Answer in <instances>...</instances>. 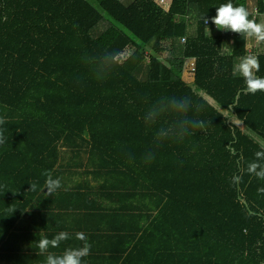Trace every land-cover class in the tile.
Returning a JSON list of instances; mask_svg holds the SVG:
<instances>
[{
    "label": "trees",
    "instance_id": "obj_1",
    "mask_svg": "<svg viewBox=\"0 0 264 264\" xmlns=\"http://www.w3.org/2000/svg\"><path fill=\"white\" fill-rule=\"evenodd\" d=\"M227 2L0 0V264H43L40 233L61 231L71 238L50 251L84 232L86 264H264V180L246 171L264 150V91L233 75L248 36L212 22ZM232 3L264 22V0ZM105 52L118 66L97 79L86 59ZM173 96L201 106L188 116L207 130L157 143L178 117L148 128L143 116ZM44 170L61 180L55 194Z\"/></svg>",
    "mask_w": 264,
    "mask_h": 264
},
{
    "label": "clouds",
    "instance_id": "obj_2",
    "mask_svg": "<svg viewBox=\"0 0 264 264\" xmlns=\"http://www.w3.org/2000/svg\"><path fill=\"white\" fill-rule=\"evenodd\" d=\"M216 12L217 14L211 17V20L218 29L230 30L240 35L254 36L258 45L264 42V22L258 23L255 19H250V13L243 5L234 6L232 0H228L226 4L218 6ZM202 19L207 26L208 18L203 16ZM86 62L92 65L97 79L106 78L118 66L116 55L109 52L95 57H88ZM259 70L258 55L249 53L235 65L233 75L238 73L242 76L246 85L244 91L255 94L257 91H264V76L257 75ZM192 109H195L197 113L201 111V106L194 104L191 97H162L148 108L143 120L146 127L151 128L160 122L163 117L169 114L175 115L178 118L171 123L167 121L161 123V126L155 132V140L157 143L166 139L182 142L186 136L195 134L197 130L203 132L207 130V124L204 120L189 118L188 113ZM5 123V117L0 116V125ZM5 131L6 129L0 128V145L5 144L7 141ZM261 147L264 149V145ZM255 158L247 164L246 171L248 174L264 180V150L257 151ZM152 159H154L152 153L146 154V163H150ZM129 162H131V159ZM243 171L245 170L241 169V174L232 177L233 184H239L242 181ZM42 175L46 177L43 188V190L47 189L46 196L55 194L61 187V180L54 178L49 170H44ZM30 185L31 187L28 190H37L38 185L36 182L30 183ZM258 192L264 193V187L259 188ZM70 238L71 234L66 231H61L52 238L40 233L37 248L39 250L38 254L45 256L43 264H86L84 258L90 255L92 245L84 232L78 231L75 233V239L82 242L80 246H69L59 253L50 251V249L60 248L61 242Z\"/></svg>",
    "mask_w": 264,
    "mask_h": 264
},
{
    "label": "built area",
    "instance_id": "obj_3",
    "mask_svg": "<svg viewBox=\"0 0 264 264\" xmlns=\"http://www.w3.org/2000/svg\"><path fill=\"white\" fill-rule=\"evenodd\" d=\"M157 3L161 6H164L167 3V0H157ZM254 12L256 15V13L258 12L257 7H255ZM181 42H184V37L181 38ZM262 44L264 46V42H262ZM259 52L260 51H259L258 47L256 48L255 45H252L251 43L247 42L246 55H248L249 53L258 54ZM194 71H195L194 59L186 60L185 64H184V73H186V75H190L191 77H193Z\"/></svg>",
    "mask_w": 264,
    "mask_h": 264
},
{
    "label": "crops",
    "instance_id": "obj_4",
    "mask_svg": "<svg viewBox=\"0 0 264 264\" xmlns=\"http://www.w3.org/2000/svg\"><path fill=\"white\" fill-rule=\"evenodd\" d=\"M248 42L251 43L252 45H255L256 48L258 47V49H259L260 52L264 50L263 44L260 43L258 45L254 36H248ZM183 76H185V78H187L188 81H192V78L193 77H191L190 75H187L188 77H186V73H185V75H183Z\"/></svg>",
    "mask_w": 264,
    "mask_h": 264
},
{
    "label": "rangeland",
    "instance_id": "obj_5",
    "mask_svg": "<svg viewBox=\"0 0 264 264\" xmlns=\"http://www.w3.org/2000/svg\"><path fill=\"white\" fill-rule=\"evenodd\" d=\"M125 1H126V0H125ZM165 8H166V6H165ZM106 24H107V22L104 21V22L101 23L100 26H98L96 29H99L100 27L102 28V27L106 26ZM129 53H130V52L128 51L126 54H124V56H127ZM183 75H185V73H184V67H183L182 76H183ZM186 77H188V76L186 75ZM183 79L188 81V79L185 78V76H183ZM233 122L236 123L237 125H239V123H238L237 121L233 120Z\"/></svg>",
    "mask_w": 264,
    "mask_h": 264
}]
</instances>
